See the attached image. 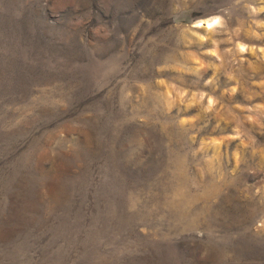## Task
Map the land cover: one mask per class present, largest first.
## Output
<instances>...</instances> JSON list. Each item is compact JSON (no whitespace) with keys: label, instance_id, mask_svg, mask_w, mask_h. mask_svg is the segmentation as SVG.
<instances>
[{"label":"rangeland","instance_id":"obj_1","mask_svg":"<svg viewBox=\"0 0 264 264\" xmlns=\"http://www.w3.org/2000/svg\"><path fill=\"white\" fill-rule=\"evenodd\" d=\"M0 264H264V0H0Z\"/></svg>","mask_w":264,"mask_h":264},{"label":"snow or ice","instance_id":"obj_2","mask_svg":"<svg viewBox=\"0 0 264 264\" xmlns=\"http://www.w3.org/2000/svg\"><path fill=\"white\" fill-rule=\"evenodd\" d=\"M211 26V25H210Z\"/></svg>","mask_w":264,"mask_h":264}]
</instances>
